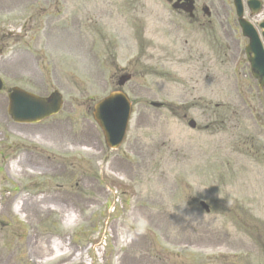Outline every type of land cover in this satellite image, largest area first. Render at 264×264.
<instances>
[{
    "label": "rangeland",
    "instance_id": "374dc122",
    "mask_svg": "<svg viewBox=\"0 0 264 264\" xmlns=\"http://www.w3.org/2000/svg\"><path fill=\"white\" fill-rule=\"evenodd\" d=\"M64 1L68 12L79 17L83 14L81 22L83 45L88 49V54L85 55L89 56V60L91 59V65L85 64L83 58L80 62L81 70L74 67L73 51L66 45L67 41L64 40L66 36L54 34L45 39L29 31L25 33L26 36L16 35L4 42L7 50L0 57V75L7 87L20 84L35 92L44 93L46 86L49 87L58 82L64 87V91L67 90L68 96L77 97L84 93L87 97L99 91L106 93L111 89V86L106 83L108 67L104 60L109 62V58L112 57L108 55L114 54V51H109L111 47L107 37L104 40L97 36L96 21L101 20H97L98 15L91 12L92 2L101 6L105 0H84L85 8L90 11L82 8L81 15V11L73 0ZM37 2L35 15L38 16L42 13V9L47 8L45 0H0V13L9 8L16 12L17 5L25 7L28 3L36 4ZM213 2L219 7V0H213ZM28 14H32V11L28 10L24 15ZM17 15L16 12V20L19 17ZM106 17L107 15L103 18ZM3 23L8 25L5 18ZM55 25L61 27L57 23ZM13 27L17 29L16 26L13 25ZM131 27L126 34L129 39L126 41L120 39L122 56H115L124 63L127 58L133 60L136 54L141 62L136 67L138 76L131 81L128 88L141 86L144 94L156 95L157 99L169 103L188 101L189 89L177 82L179 71L172 67L175 52L182 48L181 42L178 43L175 52L172 48L168 50V53H163V48L157 43L155 35L145 34L148 27L143 37L133 32L136 27ZM105 31L109 32L108 29ZM160 41L169 48L174 44L172 37ZM20 51L27 53L25 58L20 59L25 71L18 69L17 60L13 61V57ZM59 56H62L60 60ZM94 56L102 62L100 68L103 69L104 81L99 80L98 86L95 87L97 92L92 88L87 92L82 90L83 94L73 93L69 87L71 84H68L69 80L78 81L88 77V80L92 81L90 85L93 86ZM51 58H58V61L54 62ZM40 65L48 68L47 75L42 73L38 76L36 66ZM184 70L185 68L182 67L180 71L182 75ZM146 73L147 76H145ZM139 75H144L145 83L140 82ZM189 84L190 80L187 79L186 86ZM162 87L164 90L161 92ZM243 92L245 95L253 96L247 91V87L243 88ZM99 93L102 95V92ZM144 94L141 93L143 96ZM181 96L185 98L180 99ZM4 98V95H0V138L2 132L10 135L3 130L5 115L2 110L6 107ZM135 101L139 100L135 99ZM181 104V110L173 111L143 108L140 104L136 106L134 118L135 121L138 118V123L135 122L136 125L132 127L125 147L113 152L116 158L111 164L112 170L114 169L120 177H112L113 182L110 184L112 188L108 197L101 190L96 192L97 188L91 181L90 186L82 183L77 178L78 170L75 172L76 179H70L66 174L58 178L51 177L54 186L45 187L43 190L45 193L41 195H39L40 190H37L38 186L35 187L36 190L32 191L35 195L33 201L38 205H44L33 208L32 212L24 211L22 224L25 230H20V235L24 238L20 241H26L25 237L33 233L32 249L40 258L53 251L51 247L53 242L55 244L63 242L66 245L64 252L68 253L65 260L76 261L79 259H75L73 254L83 245L79 239L70 236L69 228L73 224H78L89 233L97 227L107 233V235L101 233L99 236L110 240V248L105 254L104 264H264V98L256 100L252 105L256 108L255 111L260 120L256 115L252 119L245 114L241 126L245 139H242V143L237 142L241 138L234 130L217 135L187 133L172 114H182L186 111L187 116L194 115L199 119L197 109L192 106L196 107L197 104ZM67 109L68 107L65 113L68 112ZM142 113L146 114L148 122L141 123ZM62 127L65 126L61 125L59 128ZM205 136L211 140L218 136H225L228 144L223 146L221 151L214 147L220 138L214 139L211 149L212 164L218 163L219 159L229 161L239 157H242V164L237 166L231 163L230 168L211 166L209 169H202V166L207 163L203 155ZM178 137L186 145L184 149L180 144L179 153H176L177 142L174 140ZM44 138L46 141L65 144L60 138L55 140H49L46 136ZM229 149L231 153L226 154ZM62 154L67 153L62 152ZM125 155L129 159L128 164L123 161ZM56 162L65 163L68 166V162ZM59 175L60 172L57 170L54 176ZM1 178L3 181H11L3 171ZM75 183H79L78 190L73 187ZM57 185L64 187L60 189V192L78 195L81 199L60 194L57 192ZM67 188H74V190L67 191ZM209 193L212 204L216 199L220 200V206L216 212L209 216L199 214L198 218L191 217L184 204L190 203L193 197L207 199ZM107 199V208H104L103 203ZM9 202L12 203L11 199L0 201V218L10 225L17 226L18 219H14L9 213L11 204L7 208ZM50 202L51 205H47ZM62 204H68L75 210V221H71L73 223L70 225L69 218H66L65 212L63 213ZM50 209L58 212L50 211ZM100 209L103 213L107 210L109 214L101 218ZM167 213L170 214L165 215ZM190 224L196 226L197 234H188ZM1 233L7 235L4 230ZM84 238L83 235L82 239ZM187 240H196L198 243L196 247L206 249L194 250L191 247L189 250L192 253L181 251L179 253L178 250H182L179 246L185 244ZM218 246L222 247L224 254H227L226 261H217L214 257V261H209L205 258L206 254L216 251ZM68 248H72L73 251H68ZM247 258L252 260L247 261ZM57 263L58 261L51 264Z\"/></svg>",
    "mask_w": 264,
    "mask_h": 264
},
{
    "label": "bare ground",
    "instance_id": "6f19581e",
    "mask_svg": "<svg viewBox=\"0 0 264 264\" xmlns=\"http://www.w3.org/2000/svg\"><path fill=\"white\" fill-rule=\"evenodd\" d=\"M66 215H67V216L71 215V218H72V217L74 216V213H72V212H67ZM56 248H57V247H56Z\"/></svg>",
    "mask_w": 264,
    "mask_h": 264
}]
</instances>
